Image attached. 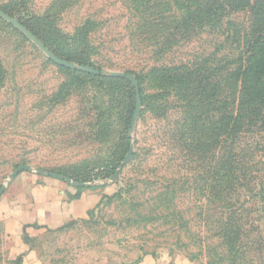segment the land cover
I'll return each instance as SVG.
<instances>
[{"label":"rangeland","instance_id":"374dc122","mask_svg":"<svg viewBox=\"0 0 264 264\" xmlns=\"http://www.w3.org/2000/svg\"><path fill=\"white\" fill-rule=\"evenodd\" d=\"M163 5L0 0V10L38 29L62 60L101 70L103 77L131 74L141 89L132 127L136 91L130 81L109 82L58 66L0 18V211L1 200L16 199L23 190L14 182L33 176L60 182L69 199L96 197L84 219L57 228L23 227V241L40 264H134L150 257L166 264H264V202L252 197L260 185L255 191L247 186L251 193L238 188L230 198L249 211L242 220L247 235L229 248L221 226L229 199L215 196L210 164L176 142L183 112L150 79L154 68L204 58L224 65L237 53L226 41L228 23L239 27L246 15H231L171 46L164 44L168 21L178 14ZM131 148L133 156L124 163ZM256 158L264 163V139ZM2 222L0 264H23Z\"/></svg>","mask_w":264,"mask_h":264},{"label":"trees","instance_id":"16d2710c","mask_svg":"<svg viewBox=\"0 0 264 264\" xmlns=\"http://www.w3.org/2000/svg\"><path fill=\"white\" fill-rule=\"evenodd\" d=\"M162 1L163 7L169 11L173 8L178 14L168 21L164 44L171 46L204 28L217 27L231 15H246L239 27L228 23L232 31L226 41L237 53L224 65L204 58L201 62L154 68L150 72V79L161 92L172 96L183 112L173 133L176 142L192 158L210 164L215 196L229 199L222 233L229 248L239 246L247 235L246 221L242 220L248 218L249 210L230 198L238 188L250 192L247 186L255 191L259 184L252 197L264 202V163L256 158L260 140L264 139V0ZM25 28L54 54L38 29ZM96 77L129 83L123 78ZM139 93L142 100L140 87Z\"/></svg>","mask_w":264,"mask_h":264},{"label":"crops","instance_id":"0c3cea01","mask_svg":"<svg viewBox=\"0 0 264 264\" xmlns=\"http://www.w3.org/2000/svg\"><path fill=\"white\" fill-rule=\"evenodd\" d=\"M33 177L28 181L14 182L17 183L16 189L18 186L23 189L17 191L19 194L15 195L16 199L9 196L1 200L0 220L3 221L6 238L14 245L12 252L23 254V264H40L37 256L23 241V227L37 225L39 228H57L70 220L84 219L96 201L95 196L87 193L69 199L66 196L68 192L64 191L60 182ZM12 208L16 209L13 213ZM26 230L30 236L36 235L35 231ZM134 264H166V261L150 257Z\"/></svg>","mask_w":264,"mask_h":264},{"label":"water","instance_id":"95a60500","mask_svg":"<svg viewBox=\"0 0 264 264\" xmlns=\"http://www.w3.org/2000/svg\"><path fill=\"white\" fill-rule=\"evenodd\" d=\"M0 18L7 21L12 27H14L17 31L22 33L28 40H30L35 46H37L45 55L46 57L52 61L54 64L64 67L66 69H71V70H79L88 74H93V75H104V73L101 70L93 69L88 66H78L75 65L74 63L64 61L62 59L57 58L52 52L44 46V44L38 40L28 29H26L19 21H17L14 17L8 15L4 11L0 10ZM111 77L115 78H123L128 81H130L135 88L136 91V103H135V109H134V114H133V120H132V127L135 126L136 120L138 119L140 110H141V97L139 93V84L138 81L134 76L128 73H123V72H112L110 73ZM133 156V149L131 148L129 150L128 155L126 156L124 163H127L128 161L131 160ZM122 166V165H121ZM25 168H21L19 171H23Z\"/></svg>","mask_w":264,"mask_h":264}]
</instances>
